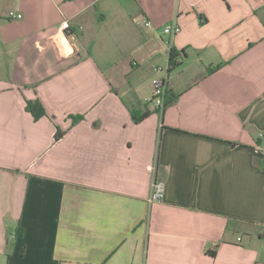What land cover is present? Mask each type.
Wrapping results in <instances>:
<instances>
[{
	"label": "crops",
	"instance_id": "1",
	"mask_svg": "<svg viewBox=\"0 0 264 264\" xmlns=\"http://www.w3.org/2000/svg\"><path fill=\"white\" fill-rule=\"evenodd\" d=\"M263 164L264 0H0V264H264Z\"/></svg>",
	"mask_w": 264,
	"mask_h": 264
},
{
	"label": "built area",
	"instance_id": "2",
	"mask_svg": "<svg viewBox=\"0 0 264 264\" xmlns=\"http://www.w3.org/2000/svg\"><path fill=\"white\" fill-rule=\"evenodd\" d=\"M8 20L10 21H15V20H20L21 15L15 14L14 12H9L7 15ZM145 27H150L151 24L150 22L146 21L143 24ZM63 28H66L67 25L64 22L62 24ZM180 31L179 26L177 25L176 22H172L170 25L166 26L163 28L162 32L164 35L169 36L170 38L174 37L176 34H178ZM171 47L170 45L168 46V52L170 51ZM169 69V64H166L164 67H154L153 68V73L158 75L159 77L155 78L152 80V98L149 100V103L157 110L159 115L163 111V101H164V96L167 91V84H166V79L168 76V71ZM259 139H263V135H259ZM164 195V187L163 183L153 180L151 184V194L148 199L149 204L159 202L163 199Z\"/></svg>",
	"mask_w": 264,
	"mask_h": 264
},
{
	"label": "trees",
	"instance_id": "3",
	"mask_svg": "<svg viewBox=\"0 0 264 264\" xmlns=\"http://www.w3.org/2000/svg\"><path fill=\"white\" fill-rule=\"evenodd\" d=\"M176 56H178V54H174L173 50L170 49L169 51V60H168V64H169V69L167 71V73L169 74L171 72V70H173L174 68H176L178 66V63H176ZM178 98V95L173 94L169 91H166V94L164 96V101H163V111L160 114V116L163 115L165 109L169 106H171ZM26 111L29 112L33 118L35 120L39 119L40 117H42L44 115V111L42 110V108L40 107L39 103L34 101V102H27L26 103V107H25ZM157 111V110H156ZM148 115V113H143L140 115H136L133 112H131V116L132 119L135 123H139L141 122L144 118H146V116ZM74 121H76V119H74ZM62 137L60 132H56V134L54 135V140L57 141ZM263 171H264V164L263 166L261 165Z\"/></svg>",
	"mask_w": 264,
	"mask_h": 264
},
{
	"label": "rangeland",
	"instance_id": "4",
	"mask_svg": "<svg viewBox=\"0 0 264 264\" xmlns=\"http://www.w3.org/2000/svg\"><path fill=\"white\" fill-rule=\"evenodd\" d=\"M133 22H136V25H143V21L142 20H134ZM161 35V34H160ZM166 37H169V36H167V35H165ZM164 35H161V37L166 41L167 40V38L165 37ZM118 37H120V36H118ZM121 41H123V39L121 40ZM156 65L155 67H164V65H163V63H161V61H156V60H149L148 61V63L147 64H145L144 65V67L142 66L141 68L143 69V68H147L148 66H150V65ZM141 69V70H142ZM157 77H159L158 75H156V74H154L153 73V77H152V79H151V83H152V80L153 79H155V78H157ZM127 79H130V77H127ZM145 82V81H144ZM151 83H150V86H148V84H147V82H146V84H144L145 86H144V92L146 93V94H149L150 95V98H149V100L152 98V85H151Z\"/></svg>",
	"mask_w": 264,
	"mask_h": 264
}]
</instances>
